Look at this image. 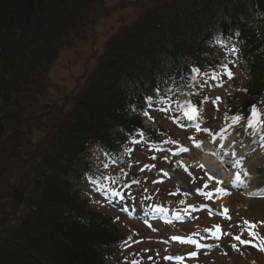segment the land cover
Instances as JSON below:
<instances>
[{"label":"trees","instance_id":"trees-1","mask_svg":"<svg viewBox=\"0 0 264 264\" xmlns=\"http://www.w3.org/2000/svg\"><path fill=\"white\" fill-rule=\"evenodd\" d=\"M96 1L0 0V153L23 133L17 97ZM232 47L246 84L235 86L226 106L228 115L247 117L253 104L264 110V0H164L111 36L50 139L27 211L0 241V264H122L118 244L127 236L70 176L79 179L81 160L88 169L87 148L97 142L121 180L124 170L137 179L129 138L143 131L151 142L177 139L161 127L143 130L150 104L192 93L193 66L218 68L225 59L218 49Z\"/></svg>","mask_w":264,"mask_h":264},{"label":"rangeland","instance_id":"rangeland-1","mask_svg":"<svg viewBox=\"0 0 264 264\" xmlns=\"http://www.w3.org/2000/svg\"><path fill=\"white\" fill-rule=\"evenodd\" d=\"M162 1L94 2L84 22L65 37L59 56L17 97L22 101L18 114L23 120L20 122L23 133L7 143L0 153V241L11 233L27 211L28 203L35 194L32 188L43 162L42 157L50 151V139L65 119L75 93L84 85L109 38ZM228 72L233 75L229 77ZM216 74L219 81L217 87L202 91L197 96L202 104L194 119H206V126L202 127L204 130L196 132L185 125L187 120L190 121L185 111L192 97L181 96L175 105L170 99L157 102L151 107L153 111L146 119V125L161 127L177 139L152 144L146 142L143 135H137L131 140L128 158L131 161L130 170L135 172L138 182L127 177L128 181L121 184L119 169L105 161L98 171L104 174L109 190L101 187L97 191L100 184L90 180L83 183V191L92 199L93 208L112 217L116 228L127 236L118 244L122 264H131L133 260L139 261V264H264V251L252 245H240L233 239L241 234L244 220L253 223L264 221V197L240 193L221 198L215 192L217 183L200 163L203 152L195 145L196 141L201 143L210 130H216V125H226L223 128L228 132H232L235 126H247L248 119L242 116L238 123H233L234 116L228 115L226 106L234 92L233 87L245 82L241 70L226 67ZM213 82L216 85L217 81ZM258 109L261 110L260 119L264 120V110ZM253 130L250 128V132ZM259 158V165H264V154ZM188 160L198 166L181 164ZM165 168L172 171L178 169L183 182L188 184L187 187L191 186V192L175 185L163 172ZM208 192L212 193L211 198L203 194ZM147 204L154 208L163 204L160 208L166 209L164 218L160 216V211H156L150 221L145 218L144 210H135ZM225 208L230 219L222 214ZM216 225L220 226L222 233L232 235H221L217 239L205 231L214 230ZM257 231L264 235V224L258 223ZM173 237H193L208 247L197 248ZM242 239H250L247 231H243ZM234 243L238 244L239 250L231 247ZM193 251L198 255H188ZM169 256H181L183 260L165 259Z\"/></svg>","mask_w":264,"mask_h":264},{"label":"snow or ice","instance_id":"snow-or-ice-1","mask_svg":"<svg viewBox=\"0 0 264 264\" xmlns=\"http://www.w3.org/2000/svg\"><path fill=\"white\" fill-rule=\"evenodd\" d=\"M192 71L194 72H199V69H193ZM227 75L229 77H231L233 75V73L231 72H228ZM149 100H151L152 98L151 97H148ZM219 99V97H217V100ZM185 114L188 116L189 119H194L196 117V115L198 114V111H197V108L193 105H191V103L189 102L186 106V111H185ZM261 117V110L257 108V106L255 104L252 105L251 107V114H250V117L248 118V121H247V126L249 128H253V129H256L258 127H261V126H264V120H261L260 119ZM241 117L240 116H234L232 117V120H233V123H238L240 121ZM106 167V165H105ZM246 175V173H245ZM235 182H240L242 183L243 181L241 180V175L238 173L236 175V178H235ZM93 183H97L96 181H93ZM113 183H115V181H113ZM101 187H106L105 185H100L97 187V191H100ZM198 191H200L198 189ZM216 192H220V191H223V189L217 187L215 189ZM115 194H119V193H115ZM206 198H211L212 196V193L211 192H208V193H203ZM153 210L155 211H166V209L164 208H160V207H156L154 208ZM228 213V209L225 208L223 210V215H225V217L227 219H230L231 217L227 215ZM211 214V213H209ZM259 224H264V221H261V222H258ZM258 223H253L251 221H248V220H244L243 221V224H244V228L242 229V232L241 234H237L233 237V239L235 241L238 242V244L240 245H252L253 247L257 248L258 250L260 251H264V235H261L258 231H257V228H258ZM205 231L209 232L213 237L219 239L221 235H229L231 236L232 234L231 233H222L221 231V228L219 225H216L214 226V230L213 229H206ZM243 231H247L248 233V236L250 237V239H242V233ZM198 235V234H197ZM129 239H131V237H129ZM173 239H177V240H186L188 243H191L193 245H195L197 248H201V247H208L206 245H202L198 240L196 239H193L191 237H188V238H181V237H173ZM127 243V242H125ZM238 244H232L231 247L234 248V249H238ZM188 255L192 256V257H195L198 255L197 252L193 251V252H190ZM149 259H152V257H149ZM165 259H176V260H180L182 261L183 260V257L181 256H176V257H172V256H169V257H165ZM131 264H139V261L137 260H133L131 262Z\"/></svg>","mask_w":264,"mask_h":264},{"label":"bare ground","instance_id":"bare-ground-1","mask_svg":"<svg viewBox=\"0 0 264 264\" xmlns=\"http://www.w3.org/2000/svg\"><path fill=\"white\" fill-rule=\"evenodd\" d=\"M227 135V134H226ZM226 135H222L219 134L216 136L217 138V142L219 145V154L218 153H214V151L209 150V148L203 147V144L201 143V150L203 152V158H201L200 161H202L203 163H205V165L207 166V168L210 170L211 173H214V178L216 179V181L218 182V186L221 187V189H223V192L225 191V188H228L229 185L231 184L230 180L233 179V181L236 178V173L233 172H226L225 168L222 167L223 165V160L224 158L227 156L226 153H229L231 155V161H234L240 154H241V150L237 149L236 146L231 145V141L232 138L230 136V138L226 137ZM229 141V142H228ZM210 145V144H208ZM223 149H222V148ZM217 150V151H218ZM245 152L242 153V155ZM253 157H257V156H253ZM228 158H226L227 160ZM258 160V158L255 159L254 162H248L246 164L245 167H250V171H253L256 169V172L258 173V165H254L252 166V163H255ZM234 164H227L228 166H233L234 170H237L236 167H238V162L235 161L233 162ZM242 163V162H241ZM192 164H196L195 162ZM258 169V170H257ZM163 172L165 173V175L169 178H171L173 180V183L177 186H183L180 178L178 177V175L176 173H174V171L168 170V169H163ZM260 172V176L264 177V170H259ZM230 173V174H229ZM238 174V173H237ZM248 175V174H246ZM262 184V180L260 181V179H254L253 183L247 188V194H251L254 192L259 191L262 187L260 186Z\"/></svg>","mask_w":264,"mask_h":264}]
</instances>
